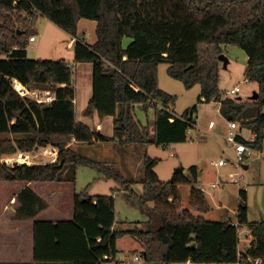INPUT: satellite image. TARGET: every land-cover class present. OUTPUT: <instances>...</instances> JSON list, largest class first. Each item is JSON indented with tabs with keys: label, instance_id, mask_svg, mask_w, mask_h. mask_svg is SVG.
I'll use <instances>...</instances> for the list:
<instances>
[{
	"label": "trees",
	"instance_id": "1",
	"mask_svg": "<svg viewBox=\"0 0 264 264\" xmlns=\"http://www.w3.org/2000/svg\"><path fill=\"white\" fill-rule=\"evenodd\" d=\"M41 15L77 41L75 62L93 64L92 97L86 115L114 118V136L106 137L76 118L74 69L65 60H30L27 48ZM82 19L97 22V41L78 38ZM131 39L124 46L125 39ZM242 48L248 56L246 79L258 86L257 101L223 98L220 90L221 46ZM187 90L201 86L200 103L220 104L228 122L256 135L252 147L264 144V0H0V159L44 148L59 151L56 162L16 165L0 163V182L26 186L16 198V220L35 219L50 204L30 183L75 184L79 168L96 170L116 186L112 195L74 196V217L34 225V257L39 264H105L116 261L117 242L131 236L142 246L148 264H264V222L249 221L247 191H240L238 220L254 237L239 250V229L231 221L197 217L210 211L197 187L199 170L178 169L162 182L155 172L160 160L144 156L143 194L125 179L115 162H97L72 149L73 141L113 143L124 154L132 145L167 147L185 143L196 124L197 107L178 117L176 97L159 88L158 68ZM47 90L51 102H38L15 89ZM155 110L153 128L144 126L135 109ZM9 139H5V137ZM242 143L246 139L238 137ZM181 185H189L190 209H183ZM124 192L130 206L145 217V227L114 230L116 199Z\"/></svg>",
	"mask_w": 264,
	"mask_h": 264
},
{
	"label": "rangeland",
	"instance_id": "2",
	"mask_svg": "<svg viewBox=\"0 0 264 264\" xmlns=\"http://www.w3.org/2000/svg\"><path fill=\"white\" fill-rule=\"evenodd\" d=\"M96 28V21L82 19L78 24V38L88 44L96 43ZM35 31L36 40L29 43L27 48L28 58L30 60L44 61L65 60L72 65L74 69L73 83L78 101V104H76L77 118L85 119L84 112L92 97L93 64L76 63L74 60V47H68V42L72 39V36L41 15L36 18ZM130 41L131 39H125L124 46H127ZM221 49L222 55L229 61L227 68L220 62V90L223 98H241L244 102L250 101L253 94L258 93V86L249 83L246 79V70L248 68L246 52L242 48L233 45H223ZM78 64L83 65L79 71ZM168 68L169 65L167 64L159 66L158 80L161 90L176 97V102L171 108L172 113L181 117L186 110L195 106L197 107V113L195 115L196 125L189 130L188 139L185 143L167 147L148 146L145 148L147 149L146 155L152 159L160 160L155 168L159 179L162 182H169L178 169L183 167L189 170L191 167L196 166L200 171L197 187L204 189L210 211L198 213L191 208L195 216L202 217L208 221H223L226 218L236 221L241 202L240 191L246 190L249 221L264 222V152L263 156L255 155L239 166L234 148L226 141L229 122L220 114L219 104L214 102L210 104L200 103L201 86L197 85L193 89L187 90L182 82L174 80L168 75ZM234 88H239L238 94H229L228 92ZM35 92H40V90H35ZM135 114L144 126L149 125L153 128L155 121L154 109H149L146 112L141 106H137ZM212 123L213 126H211ZM240 131V135L246 140L251 138L252 133L248 130L241 129ZM4 137L9 139V137ZM82 144L80 146L74 144L77 146L71 145V147L77 153L84 154L88 146H94ZM39 153L40 150H38ZM135 153H133L129 161L126 159L120 164L116 163L119 160L118 156H114L116 161L113 162L116 163L117 168L125 179L138 183L134 186V190L137 194L142 195L143 186L140 182L144 181L145 172L144 167L139 164ZM16 156L17 154L2 156L0 163L14 167L17 164H7L5 161H3L4 163L1 162V160ZM49 161V158L41 156L37 163L41 164ZM220 161L225 164L219 166L218 163ZM245 166H248V169H245ZM99 178L100 174L96 170L79 168L75 184L45 185H49L53 191L57 192L61 199L59 207L66 210L68 207L73 206L76 193L80 194L86 191L93 196L112 195V189H115L116 184L110 180L100 181ZM233 178L238 183H234ZM4 185H8L6 188L9 190L0 199V209H2L3 205H6L3 208L6 214L10 216L13 213L12 208L16 207L13 201L11 202L10 197L12 193L17 191V188L12 183H0V187ZM212 185L217 188H212ZM180 191L182 194V208L190 209V186L181 185ZM118 194L119 196L116 199L117 229L119 231L130 230L136 227L138 223L142 225V228L145 227L146 217L138 209L128 204L123 191ZM1 195H3V192L0 190ZM6 201L11 203L1 205V203ZM65 215L66 212L62 213L64 218L66 217ZM249 238L250 231L247 227L244 226L239 229V250L241 252L251 242ZM117 249L116 259L120 260L122 264H148L143 258L135 260V256L140 255L143 249L141 244L131 236L120 239ZM115 262L105 264H114Z\"/></svg>",
	"mask_w": 264,
	"mask_h": 264
},
{
	"label": "crops",
	"instance_id": "3",
	"mask_svg": "<svg viewBox=\"0 0 264 264\" xmlns=\"http://www.w3.org/2000/svg\"><path fill=\"white\" fill-rule=\"evenodd\" d=\"M73 40L74 39L72 38L68 42L69 48L74 47L75 42ZM93 44H89V45H93ZM82 66L83 65H79V64L77 65L78 71L80 70V68H82ZM48 92L50 91H47V90L40 91V93L44 95H46ZM51 95H53L54 97L53 93H51ZM76 104H78L77 99H76L75 105ZM219 111H220V104H219ZM84 114L86 116L85 119L77 118V108H76L77 121L86 124L92 130H95L106 137L112 138L114 136V118L113 117L109 116V117H106L105 119H100L97 112L94 113L93 117H88L85 112ZM74 144H77L78 146L81 145V143H77L73 141L72 146H77ZM145 148H146L145 146L132 145L129 147L128 153L124 154L121 151V149L116 147V145L113 143L97 142L94 146H88L86 148V151H84V154H81V153L80 154L91 160L97 161V162H106V161L113 162V161H116L114 156H118L119 160L118 162L116 161V163L120 164V163H123L124 160L126 159L129 161L131 157L133 156V153L136 152L135 154L137 155L139 164H141L144 167V156L147 153V149ZM43 164H48V162H45ZM247 169H248V166H247ZM187 171L188 170L185 169L184 173H187ZM99 179L100 181L104 180L101 177ZM198 180H199V177H198ZM0 183H3V182H0ZM7 183H10V182H7ZM12 184L16 185L17 191L15 193H12L10 200L11 202L13 201V204L16 207L12 208L13 213L10 216L6 214V211L3 208L6 206L3 204L11 203L10 201L1 203V205L3 206H2V209H0V264H39L35 261V257H34V225L35 223L37 221L59 222V221L71 220L74 217V204L73 206L68 207V209L65 210L59 207V204L61 203V199L59 195L57 194V192L53 191V189H51L49 185H45L41 183H30V184H27V186L32 188L35 192H37L40 196H42L50 204V208L40 213L33 220L19 221L15 219L16 210L18 207L16 196L20 191L24 189L26 185L22 183H18V182H12ZM6 186L8 185H4L3 187H0V190L3 192V195L0 196V199L4 197L5 192L9 190L8 188H6ZM113 189H112V192H113ZM190 191H191V187H190ZM118 196H119L118 193L114 194L115 199H117ZM183 209H189V208L183 207ZM194 211L196 212V210ZM64 212H66L65 218L64 216H62V213ZM223 221H231V220L226 218ZM136 227L142 228V225L138 223ZM114 230H118L117 229V219H116ZM124 231H129V230L127 229ZM114 264H122V262L116 259V262Z\"/></svg>",
	"mask_w": 264,
	"mask_h": 264
},
{
	"label": "built area",
	"instance_id": "4",
	"mask_svg": "<svg viewBox=\"0 0 264 264\" xmlns=\"http://www.w3.org/2000/svg\"><path fill=\"white\" fill-rule=\"evenodd\" d=\"M30 41L34 42L35 37H32L30 39ZM73 41L76 42L77 40L74 39ZM15 89L23 96H26V95L33 96V98L35 100H37L38 102H51V101H53V98H54L50 92H48L46 95H44L40 92H30L27 90V88H25L24 86L19 84L17 81H15ZM239 91H240L239 88H234L228 93L232 94V95H237ZM211 126H213V124H211ZM240 130H241L240 123L229 122L228 133L226 136V141L230 145H232V147L235 150L239 166H241L243 162L247 161L248 159H250L251 157H253L255 155L263 156V152H264L263 151L264 144H263L262 149H257V148H254L250 145L256 141V135H252L250 139L246 140V142L249 144L240 142L238 140V137L241 136ZM58 155H59V151L57 149H55V148H44L43 150L40 151L39 154H38V152L37 153H20L14 158H7L4 160H1V162L5 161L7 164L12 163L13 165L17 164V165L32 166V165L38 164L37 161L39 160V158L41 156H43L44 158L45 157L49 158L50 161L48 163H52V162H56ZM223 164H225L223 161H220L218 163L219 166H222ZM232 180L234 181V183H238V181L235 180L234 178ZM212 188H217V187L215 185H212ZM201 191L204 192V189L201 188ZM238 216H239V212L237 213V218H238ZM231 224H232V226H235L238 229L242 228L238 219L236 221H231ZM249 239H250V241L254 239V237L252 236L251 233H250ZM139 259H141V254L138 256H135L136 261ZM186 264H192V263L190 261H188ZM249 264H259V260L249 259Z\"/></svg>",
	"mask_w": 264,
	"mask_h": 264
},
{
	"label": "water",
	"instance_id": "5",
	"mask_svg": "<svg viewBox=\"0 0 264 264\" xmlns=\"http://www.w3.org/2000/svg\"><path fill=\"white\" fill-rule=\"evenodd\" d=\"M219 61L222 62L224 64V67L227 68V65L229 63L228 59L224 56V55H220L219 56ZM259 97V94L256 92L253 94V96L251 97V101H257ZM241 100V98H239ZM16 166V165H15ZM245 169H247V166L244 167Z\"/></svg>",
	"mask_w": 264,
	"mask_h": 264
},
{
	"label": "bare ground",
	"instance_id": "6",
	"mask_svg": "<svg viewBox=\"0 0 264 264\" xmlns=\"http://www.w3.org/2000/svg\"><path fill=\"white\" fill-rule=\"evenodd\" d=\"M20 87V86H19Z\"/></svg>",
	"mask_w": 264,
	"mask_h": 264
}]
</instances>
